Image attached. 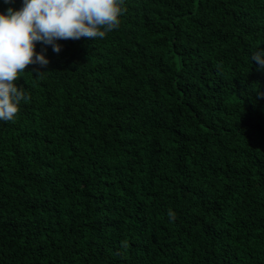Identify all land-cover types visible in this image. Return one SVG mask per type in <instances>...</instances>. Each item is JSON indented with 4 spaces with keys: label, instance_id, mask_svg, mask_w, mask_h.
I'll return each instance as SVG.
<instances>
[{
    "label": "trees",
    "instance_id": "obj_1",
    "mask_svg": "<svg viewBox=\"0 0 264 264\" xmlns=\"http://www.w3.org/2000/svg\"><path fill=\"white\" fill-rule=\"evenodd\" d=\"M123 4L20 74L0 264H264V0Z\"/></svg>",
    "mask_w": 264,
    "mask_h": 264
},
{
    "label": "clouds",
    "instance_id": "obj_2",
    "mask_svg": "<svg viewBox=\"0 0 264 264\" xmlns=\"http://www.w3.org/2000/svg\"><path fill=\"white\" fill-rule=\"evenodd\" d=\"M125 11L123 0H23L19 10L0 13V121H13L21 101L29 98L17 85L20 74L30 64L49 63L43 52L37 53V42L59 53L61 39H103L120 27ZM251 61L264 69V49H254ZM168 217L174 222L176 213L169 209ZM122 246L127 247V241Z\"/></svg>",
    "mask_w": 264,
    "mask_h": 264
}]
</instances>
